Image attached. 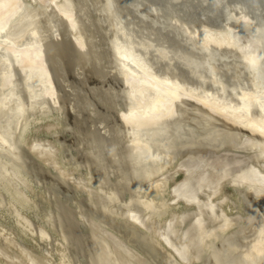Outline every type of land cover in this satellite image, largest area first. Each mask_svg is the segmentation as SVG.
Returning a JSON list of instances; mask_svg holds the SVG:
<instances>
[{
    "label": "bare ground",
    "instance_id": "bare-ground-1",
    "mask_svg": "<svg viewBox=\"0 0 264 264\" xmlns=\"http://www.w3.org/2000/svg\"><path fill=\"white\" fill-rule=\"evenodd\" d=\"M171 1L0 0V264H264V17Z\"/></svg>",
    "mask_w": 264,
    "mask_h": 264
},
{
    "label": "water",
    "instance_id": "water-1",
    "mask_svg": "<svg viewBox=\"0 0 264 264\" xmlns=\"http://www.w3.org/2000/svg\"><path fill=\"white\" fill-rule=\"evenodd\" d=\"M157 1L160 2L159 4H161L165 7L167 2L170 0H157ZM175 1L176 0L171 1V4L175 5ZM227 1L231 6L232 1H234V0H194L192 2V6H189V8L191 7L190 9L193 8L195 11L197 9L200 13L199 18H201L202 20L208 21L209 23H211L213 25H216V24H218L219 20H217L214 17L215 14H219L221 19L228 18L226 16V14H227L226 7L228 4ZM234 2H241L243 4L242 6L246 8V10H244V11L247 14H250L252 16V18L257 19L259 21L262 17H264V0H236ZM199 5H203V6H201L199 9L198 8ZM237 5H239V4H237ZM214 9L217 12H214ZM213 13H215V14H213ZM152 17H153V15H152ZM137 20L138 21H136V23L139 24L140 21H139V19H137ZM263 25H264V23H263ZM163 29L164 28H161V30H163ZM239 31L241 33H243V34L245 33V34L249 35L250 37H253L259 41L258 51H259V54L261 56V60L263 61V64H264V57H262V55H261V53L264 51V49H263V47H264V34L257 33L255 35L254 30L249 29L247 27H245L244 29H241ZM218 59H219V61H218L219 64H221V63L224 64L226 62L225 61L223 63L224 59H226L224 56H218ZM258 77L261 80V82L264 83V71L260 72ZM228 80H230V79H228Z\"/></svg>",
    "mask_w": 264,
    "mask_h": 264
},
{
    "label": "rangeland",
    "instance_id": "rangeland-1",
    "mask_svg": "<svg viewBox=\"0 0 264 264\" xmlns=\"http://www.w3.org/2000/svg\"><path fill=\"white\" fill-rule=\"evenodd\" d=\"M71 74V73H70ZM90 75V74H89ZM74 80V84H75V82L76 83H78L79 82V80H78V78L77 79H73ZM98 82V77L97 76H95V75H90L89 77H88V79H87V83H88V85H93L94 83H97ZM87 114H88V112H86ZM85 114V113H84ZM70 117H71V115H70ZM89 117V116H88ZM83 120H84V124L83 125H80V127H81V130H80V128L78 129V130H80V132L83 134V135H86L85 133H86V131H87V128H90V125L88 124V118H87V120H85L84 119V117L82 118ZM78 124L77 123H75V125L74 126H77ZM84 128V129H83ZM67 138L68 139H70L71 138V135L68 133L67 134ZM71 140V145H74L75 143H76V141L75 140H72V138L70 139ZM80 197V196H79ZM81 198V197H80ZM63 200H65L64 198H63ZM71 209L73 210V212H72V210H71V212L73 213V214H76V210H75V206L74 205H71ZM76 216H77V214H76ZM81 229H82V231L85 233V227H83V226H81ZM24 240V242L26 243V244H28V245H33L34 243H33V241L32 240H30L29 238H24L23 239Z\"/></svg>",
    "mask_w": 264,
    "mask_h": 264
}]
</instances>
